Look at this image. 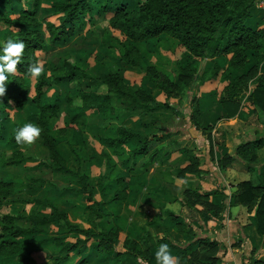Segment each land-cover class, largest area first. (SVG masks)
Wrapping results in <instances>:
<instances>
[{"label":"rangeland","instance_id":"rangeland-1","mask_svg":"<svg viewBox=\"0 0 264 264\" xmlns=\"http://www.w3.org/2000/svg\"><path fill=\"white\" fill-rule=\"evenodd\" d=\"M55 1L39 0L40 7L35 16L39 22L38 29L48 43L47 47L36 51L38 61L44 69L41 74L66 76L67 72L51 70L52 65L59 64L66 57L86 69L90 76H96L106 67L118 68V74L129 87L132 89L143 87L148 91L153 98L151 104L158 105L166 101L170 104L168 107L146 112L131 99L113 97L110 112L91 111L83 108L81 104L74 108L65 106L62 114L51 122L50 133L55 137L57 149L68 167L73 171L87 174L95 200L108 203L106 208L110 214L102 221V226L107 230L118 228V234L115 237L117 249L126 251L127 239L132 237L140 240L145 233V228H148L154 234L165 235L183 246V249L179 251L173 248L171 251L169 248L176 257L177 264H219L217 260H222L223 264H258V261L264 263V238L261 241H255L250 236L253 234L252 230L250 232L247 228L254 225L252 221L255 217L251 223L247 224L241 217L243 211L236 215L230 208L235 204V193L241 181L248 179L254 185L263 186L264 145L249 151L250 160L248 161L237 156L223 160L227 155L235 156L239 147L264 139V112L247 99L256 86L252 82L254 61H250L256 55V51L250 50L249 53L253 54V57L249 55L250 59L245 65L238 53L233 63L231 55H224L225 57L220 55L219 62L222 65L218 70L215 67L217 74L214 77L204 80L196 75L190 87L184 92L178 91L176 87L168 96L162 89L148 81L147 69L154 67L177 82L182 67L192 64L195 60L186 48L160 36L149 45L137 43L136 46L141 50V66L119 65L118 61L119 42L126 41L127 37L110 25V19L117 9L125 7L136 11L145 0H93L91 12L72 25L73 32L68 40L51 45L47 22L58 25L65 19V13H58L51 6ZM249 1L258 5L255 13L263 20L259 29L264 28V7L261 5L263 0ZM0 3L10 17L16 18L20 10L32 6L34 0H0ZM103 6H106L105 10L102 9ZM70 26L68 25V28ZM21 29L17 26L5 28L0 24V37L7 38L9 33ZM213 64V61L204 60L205 69L212 67ZM262 71L264 72V65ZM240 76L246 78L238 87ZM37 79L38 77L32 78L29 75L24 77L25 84L29 87V95L20 109L7 108L0 104V118H9L10 135L15 134L14 128L25 122L37 124L38 111L33 103ZM76 82L78 86H75ZM91 83L89 78H70V80L55 82L44 92L42 103H61L64 96L76 95ZM231 85L238 87L243 97L239 114L228 119L221 103L227 97V89ZM103 91L104 89L101 92ZM156 118L159 121L154 122ZM117 125L142 129L149 137L147 154L132 157L130 153H127L128 151H123L124 156L131 158L128 168H120L119 158L102 143L108 127ZM97 138H101L100 146L95 142ZM70 141L82 144L70 146ZM168 145H170V152L163 157L164 152L161 147ZM16 149L24 152L27 162L18 166H0V179H11L16 189L12 197L0 198V210L6 212L12 205H20L28 214L33 213L40 218H49L52 215L51 208L31 202L34 199L49 198L81 229L88 228L90 225L87 208L89 202L86 196L82 197L75 194V191L68 190L57 192L54 188H78L80 186L78 180L67 173L53 172L43 164L48 160L49 149L43 145L41 137H38L32 145H8L0 141V156H11ZM176 152L179 154L175 155ZM104 153L108 155L107 159H104ZM153 153L155 154L152 155ZM207 161L211 164L204 167L203 164ZM184 170H186L185 174L180 175ZM206 174L210 180L206 179L204 176ZM154 175L156 177L151 186L149 178ZM121 177L124 178L125 190H122V193L125 194V198L112 201L120 188L118 180ZM39 178L45 180L42 185L35 182ZM202 178L205 180L200 181ZM148 183L150 188L147 186ZM102 186H105L104 193L101 191ZM203 188L216 191L212 199ZM187 190L199 192L207 198L199 199L196 195L187 196L189 195L185 193ZM186 200L195 202L193 207L188 205L191 212L189 214L183 210L184 206H187ZM209 202L218 206L219 209L211 210L208 206ZM173 203L176 204L173 205ZM179 204H181L180 207H178ZM198 207L203 208L204 215ZM197 211L202 219H210L214 224V232L211 231L213 240L209 244L217 243L218 245L208 252L203 248L196 249L199 246L196 244L197 239L200 245L208 243L207 237L202 236L204 229V232L200 230V226L203 227L205 221H199V228L192 222L193 217H199ZM169 212H179L184 222L175 225ZM250 213L254 215L253 212L248 211V214ZM19 224L27 228L33 226L31 222L25 221H20ZM232 226L233 240L229 238ZM38 227L42 229L38 233L40 237H52L61 230L57 221H49ZM220 236L225 239H220L219 242L217 238ZM77 237L85 238V234L73 232L66 241H75ZM190 238L193 239L190 240ZM246 238H248L246 242L249 247L246 251H242ZM23 239L31 241L28 235L23 236ZM224 242L226 245L228 242H233L232 247L236 250L229 261L223 258L226 257L224 249L227 248ZM97 243L98 237L92 238L86 243L80 256L69 253L62 264H116V261L112 259L104 261L97 259ZM59 249L60 247L53 244L42 245L40 248L26 245L20 254L28 258V261L23 264H53L54 260H48L47 254H59ZM155 251L152 256L150 255L152 264H156ZM210 255L219 259L215 260ZM122 259L121 264H137L129 255L123 256ZM223 259L226 260L225 263Z\"/></svg>","mask_w":264,"mask_h":264},{"label":"trees","instance_id":"trees-1","mask_svg":"<svg viewBox=\"0 0 264 264\" xmlns=\"http://www.w3.org/2000/svg\"><path fill=\"white\" fill-rule=\"evenodd\" d=\"M11 1V0H10ZM93 0H56L51 5L58 13H65V19L60 24L47 22V32L49 34L50 44L57 45L68 40L73 32V24L78 22L82 16L89 14L93 8ZM252 2L249 0H145L136 11H131L125 7L117 9L110 19V25L120 30L127 40L119 42V65H142L141 50L137 43H147L163 36L165 40L173 41L183 46L196 59L192 64L182 67L177 82L167 75L161 73L154 67H148L146 78L157 88L162 89L168 96L173 88L184 92L192 84L193 78L199 75L204 80H209L217 74L216 68L220 64L216 61L212 67L205 69L204 59L214 58L220 55H231L233 63L236 54H240V59L244 60V65L250 59V50H255L256 55L250 61H254V71L252 73V82L256 84L250 92L247 99L255 107L264 112V28L254 29L246 24L250 18L249 9ZM40 7L39 0H34L32 6L20 10L18 17H10L0 3V24L5 28L17 26L22 28L9 33L8 37L15 36L24 41V57L22 63H18L17 72L7 83L5 94L0 97V104L7 108L20 109L28 95L29 87L25 84L24 77L27 75V67L38 61L37 50L47 47L48 43L38 29L39 22L36 20V13ZM106 6L102 9L105 10ZM68 25H71L68 28ZM27 28V29H26ZM7 37V38H8ZM7 38L0 37V40ZM110 49V47H108ZM200 58V59H198ZM202 59V60H201ZM216 65V66H215ZM238 65V64H235ZM216 67V68H215ZM215 68V70H213ZM53 72H67L66 76H47L41 74L35 83V96L33 103L37 108V125L41 128L39 137L42 143L49 149L48 160L43 162L54 172L67 173L78 180V188H55V191H75L86 196L89 204L88 220L90 227L81 229L69 221L66 212L57 208L54 202L49 199H34L31 202L40 206L50 207L53 212L49 218H40L36 214H28L22 210L20 205H12L8 211L0 210V264H23L28 261L26 256H21L20 251L24 246L29 245L34 248H40L42 245L53 244L60 247L59 254H47V259L54 260L53 264H62L69 253H75L80 256L83 250L92 238L98 237L97 259L104 261L112 259L116 264L123 262V256L129 255L134 258L137 264H152L150 261L151 250L161 243H167L169 247L182 250L183 246L174 243L167 236H158L152 230L145 228V233L140 240L128 238L126 241V251H120L116 247L115 237L118 234V228H107L102 226V221L110 213L107 211V202L95 200L93 191L89 186V176L79 171L71 170L62 155L59 153L55 137L50 133L52 120L62 114L63 107L74 108L81 104L83 108L89 110H98L110 112L112 108L113 97L131 99L137 105H140L144 111L153 112L160 107L170 106L169 102H162L158 105L151 104L153 98L143 87L132 89L121 79L118 74V68L106 67L99 71L96 76H90V73L77 65L70 58H65L59 64L51 66ZM70 78H89L92 83L81 89L78 94H67L62 102L58 104L42 103L44 92L53 84L70 80ZM246 77L240 76L238 87ZM78 86V83L76 82ZM232 87V88H231ZM236 86H228L227 97L222 100V106L226 112L227 118H234L240 112L242 105L241 90ZM102 89H104L103 92ZM239 89V90H238ZM189 113V112H188ZM159 121V119H154ZM9 118H0V141L8 145H16L15 134L10 135ZM22 126V125H21ZM110 127V128H109ZM104 142L107 146L114 148L115 153L120 158L124 168L129 167L130 157L124 156L123 150L128 149L132 157L144 155L147 153L149 137L142 129H134L123 125L109 126ZM70 141L69 145H81ZM264 145V139H258L248 145L237 149L235 156H225L228 158L240 157L244 160H250L249 151L260 148ZM153 153L152 155H154ZM104 159L107 158L103 154ZM21 149H16L11 156H0V166H18L23 165L27 159ZM182 171L180 175H184ZM194 172L193 170H191ZM264 173V172H263ZM44 179H37L35 182L39 185L44 183ZM124 178L118 180L120 188L116 191L112 201L123 200L125 194ZM101 191H106L102 186ZM16 192L15 184L11 179H0V198L8 199ZM222 193V191H219ZM185 193L196 195L199 199L207 198L199 192L187 190ZM223 194V193H222ZM235 204L244 205L249 212L254 213L256 230L259 236L264 238V184L257 186L251 180H244L238 184L235 193ZM186 204L193 207L195 202L186 200ZM211 210H218V206L208 203ZM175 225L182 222L179 216L171 214ZM57 221L61 230L52 237H40L38 233L42 231L38 227L49 221ZM20 221L31 222V228L19 224ZM73 232H83L85 238H78L75 241H66ZM28 235L31 241H25L23 236ZM217 244L209 245L205 250L216 247ZM193 250V249H192ZM195 253V252H194ZM211 256V255H210ZM219 259L214 255L211 258ZM223 264L222 260H217ZM258 264H264L260 261Z\"/></svg>","mask_w":264,"mask_h":264},{"label":"clouds","instance_id":"clouds-1","mask_svg":"<svg viewBox=\"0 0 264 264\" xmlns=\"http://www.w3.org/2000/svg\"><path fill=\"white\" fill-rule=\"evenodd\" d=\"M25 43L18 37L11 36L0 40V97L7 89V83L17 72L18 63H22ZM44 71L42 64L37 61L29 64L27 73L32 78L41 76ZM15 141L21 145H32L41 134V128L33 122H25L22 126L14 128ZM156 264H177L176 257L169 250L167 243H161L154 253Z\"/></svg>","mask_w":264,"mask_h":264},{"label":"crops","instance_id":"crops-1","mask_svg":"<svg viewBox=\"0 0 264 264\" xmlns=\"http://www.w3.org/2000/svg\"><path fill=\"white\" fill-rule=\"evenodd\" d=\"M252 7L249 9V12H250V18L246 21V24L248 25V26H250V27H252V28H254V29H259V26H260V24L263 22V20L261 19V17L259 18V17H257V14L255 13V8L256 7H258V5L256 4L255 5V3H252V5H251ZM189 53V52H188ZM190 54V53H189ZM191 55V54H190ZM192 56V55H191ZM224 56V55H223ZM194 57V56H193ZM220 57L221 56H218V57H214V58H206V59H204V60H206V61H213V63H215L216 61L220 64V65H222L220 62H219V59H220ZM225 57V56H224ZM195 59H196V57H194ZM198 59H200V58H198ZM202 60V59H201ZM91 111H98V110H91ZM229 119V118H228ZM231 119V118H230ZM124 126V125H123ZM125 127H127V126H125ZM130 128H133V127H130ZM134 129H138V128H134ZM105 138V137H104ZM104 138H103V144H104V146L107 148V149H109V151H113V153L115 154V156H117V154L115 153V151H114V148H111V147H109V146H107L106 144H105V142H104ZM98 140H95V142L100 146L101 145V138H97ZM79 143H81V142H79ZM79 146V145H78ZM169 147H170V145H168V146H165L164 148L163 147H161L162 148V150H163V152H164V156L163 157H165V156H167L168 154L167 153H169L170 152V149H169ZM123 151H128V149H125V150H123ZM147 151H148V149H147ZM127 153H130L129 151L127 152ZM105 154V153H104ZM147 154V153H146ZM177 154H179L178 152H176V154L175 155H177ZM106 156L108 157V155L106 154ZM118 157V156H117ZM119 158V157H118ZM107 159V158H106ZM119 160H120V158H119ZM131 161V160H130ZM27 162V161H26ZM130 163V162H129ZM151 163V162H150ZM154 163H156V160H154ZM157 163H158V161H157ZM160 164V163H159ZM162 164V163H161ZM211 163L210 162H208L207 161V163H205V164H203V166L204 167H206L207 165L209 166ZM70 168V167H69ZM120 168H124L123 166H122V164H121V167ZM71 169V168H70ZM72 170V169H71ZM54 172V171H53ZM203 174H205V173H203ZM164 175H167V174H164ZM205 177H206V179H208V180H210V178L208 177V175L206 174V175H204ZM212 176V175H211ZM156 176L154 175L153 177H150L149 178V182H150V185L152 186V184H153V182H154V178H155ZM205 180V178H202V180H200V181H204ZM244 180H248V179H244ZM243 180V181H244ZM153 181V182H152ZM150 185H149V183H148V187L150 188ZM224 185V184H223ZM203 190L205 191V192H207L209 195H210V198L211 197H213L214 196V194H215V192L216 191H213L212 189H208L207 190V188H203ZM200 192H202V191H200ZM214 193V194H213ZM75 194H78V195H80V196H82V197H84L85 195L84 194H81V193H78V192H76ZM212 199V198H211ZM212 201V200H211ZM176 203H173V205H175ZM187 205V204H186ZM181 206V204H179L178 205V207H180ZM188 206V205H187ZM187 206H184V208H183V210L186 212V214H189V213H191V212H189V210H190V207L188 206V208H187ZM46 207V206H45ZM50 208V207H49ZM230 208H231V211L233 212L234 211V213L237 215V213L238 212H240V211H243V214H241V217L243 218V220H244V222L245 223H251V221H252V219H253V217H254V215H252L251 213L250 214H248V210H247V208L244 206V205H235V204H233V205H231L230 206ZM174 209V208H173ZM52 210V209H51ZM198 210H200L201 211V214L202 215H204L205 214V212L203 211V208L202 207H198ZM171 211V210H170ZM52 212H53V210H52ZM175 214V215H177V216H179V220L182 222H184V218H183V216H181L180 214H179V212H169V214L171 215V214ZM199 214V217H197V218H199V219H197L196 218V216L195 217H193L192 218V222H194V226L195 227H197V228H199V221L201 220V221H205V224H204V226L202 227V226H200L201 228H200V230H201V232H204L203 234H202V236H206L207 238H206V241L208 242V243H206V244H201L200 245V241L197 239L196 240V244H199V246H198V248H196V249H201V248H203V249H206L209 245H211V244H209V242H211V240H213V238H212V234H211V231L212 232H214V224L210 221V219H202L201 217H200V213L197 211V215ZM208 214H210V213H208ZM52 216V215H51ZM50 216V217H51ZM185 217V216H184ZM207 218V217H206ZM211 218V217H210ZM246 220V221H245ZM53 221H55V220H53ZM69 221L72 223V224H74V225H76L74 222H72V220L70 219V217H69ZM89 221V220H88ZM254 222V225H250V226H248L247 228H249L248 230L251 232V230H252V232H253V234L251 235L250 234V236H252L253 238H254V240L255 241H261L262 240V237L261 236H259V234L257 233V230H256V225H255V219H254V221H252V223ZM199 225V226H198ZM232 225H234V223L232 224ZM89 227H90V225H89ZM88 227V228H89ZM203 229H204V231H203ZM171 230V229H170ZM230 231H231V233H230V237L229 238H231V240H233V236H231V235H233V233H234V229H233V226L232 227H230ZM238 231V230H237ZM153 232V231H152ZM174 232V231H173ZM196 232H198V231H196ZM154 233V232H153ZM156 235H159V236H165V235H161V234H156ZM211 237V238H210ZM247 237V236H246ZM204 238V237H203ZM249 238V237H248ZM248 238H246L245 239V241H244V243H243V247L244 248H242L241 250L242 251H246V248L247 247H249L248 245H247V242L246 241H248ZM193 238H190V240H192ZM219 239V240H218ZM220 239L222 240V239H225L223 236H220L219 238H217V240L220 242ZM171 240V239H170ZM171 241H173V240H171ZM174 243H176V244H179L178 242H175V241H173ZM233 242H228L227 243V245H226V242H224V244L227 246V248H225L224 250H225V252H226V257H223V258H225V259H227V261H229L230 259H232V258H230V257H232L233 255H235V251L236 250H234L233 249V244H232ZM217 244V243H216ZM179 245H181V244H179ZM218 245V244H217ZM159 245H157V246H155L152 250H151V256L153 255V252L155 251V249H157V247H158ZM182 246V245H181ZM170 248V250L172 249L171 247H169ZM172 251V250H171ZM75 254V253H74ZM76 255V254H75ZM225 259H223V261H224V263H225ZM259 259V258H258ZM49 260V259H48Z\"/></svg>","mask_w":264,"mask_h":264},{"label":"built area","instance_id":"built-area-1","mask_svg":"<svg viewBox=\"0 0 264 264\" xmlns=\"http://www.w3.org/2000/svg\"><path fill=\"white\" fill-rule=\"evenodd\" d=\"M261 5H263V7H264V0L262 1Z\"/></svg>","mask_w":264,"mask_h":264}]
</instances>
